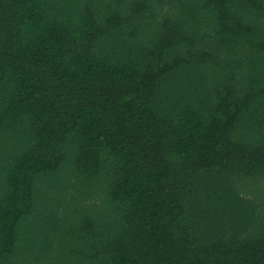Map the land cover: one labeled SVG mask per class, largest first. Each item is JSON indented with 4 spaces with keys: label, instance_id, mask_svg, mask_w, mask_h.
I'll return each mask as SVG.
<instances>
[{
    "label": "trees",
    "instance_id": "1",
    "mask_svg": "<svg viewBox=\"0 0 264 264\" xmlns=\"http://www.w3.org/2000/svg\"><path fill=\"white\" fill-rule=\"evenodd\" d=\"M0 264H264V0H0Z\"/></svg>",
    "mask_w": 264,
    "mask_h": 264
}]
</instances>
